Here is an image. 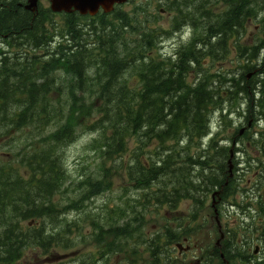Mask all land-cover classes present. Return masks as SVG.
<instances>
[{"label": "trees", "instance_id": "obj_1", "mask_svg": "<svg viewBox=\"0 0 264 264\" xmlns=\"http://www.w3.org/2000/svg\"><path fill=\"white\" fill-rule=\"evenodd\" d=\"M228 15L226 23L220 25L223 34L221 50L225 47V37H229V34L233 32L232 26L237 20L231 10ZM29 17L28 13L22 11L15 15L11 13L3 21L5 29L9 30L15 24V30H24ZM65 23L66 36H69L73 42V45L70 44L65 50L75 49L68 55H62L63 50L59 45L60 57L50 60L47 63V69L42 73L40 70L37 76L32 68L31 84L25 90H13L11 88L13 78L9 72L0 73V134L6 135L10 130L23 128L40 131L45 125L53 128L46 137L32 141L29 144V151L21 156L19 164L26 169L27 175L23 176L21 172L7 167L8 164L4 161L0 162V245L9 247L30 244L26 243L27 237L18 231L20 229L18 223L36 217L34 212L36 202L41 203L37 206L40 210L45 212L49 210L48 206L43 207L42 204L48 201L50 193L58 188V184L63 179L58 151L73 139L77 129L87 128L85 123L91 122V118L96 117L92 120L90 128H98L102 131L96 142L106 160L112 161L114 156L118 157L119 153L125 149L124 140L131 136L139 142V146L135 148L136 151L141 152L146 144L142 140L147 138L156 140L161 148L169 152L166 155H159V151H155V156L159 155L161 158L158 163L153 162L150 157L140 160L138 157L140 152L133 155L132 169H139L137 171L139 178L135 181L144 185L161 173L162 175L171 173V166L175 160L171 157V148L164 147L165 143L171 140V134H174L171 133V123L174 122L173 125H175L179 120H183L185 123L183 127L190 130L193 122L199 117L201 85L187 94H182L184 98L179 97L181 94L177 92L172 95L171 90L176 87L175 81H171V62L169 60L155 61V58L149 57L147 52L153 46L149 41L136 39L123 42L124 39H122V42L115 46L111 36L102 31L91 37L94 40L95 49L103 55L97 69L100 78L95 79L91 86L82 88L86 98L83 95L82 99H75L74 93L69 91L70 103L65 102L64 105L52 103L49 95L57 89L50 86L53 81L50 78V70L59 66V62L62 61L60 67L64 68V72L69 73L71 67L82 58L80 53L86 52L84 44L80 42H84L82 36L88 34L75 28L72 15L66 17ZM35 25L36 23L32 25L31 32L27 33L28 40L30 38L33 40L35 37ZM38 28L40 31L41 26L38 25ZM194 54L195 52L191 53L192 59ZM183 58V55L179 57L177 68L187 71L186 66L180 68L179 65ZM126 70L136 74L140 80V88H129L125 80H119ZM77 76L80 78L79 73ZM36 79H43L44 83L36 85ZM83 83L82 79L77 80L78 86ZM240 90L245 93L247 89L242 86ZM20 97L25 99L20 100ZM87 100L91 102H86ZM171 100H175L172 106ZM9 101L19 102L14 104L16 111L13 115L11 114L12 105L7 103ZM184 101L186 105L180 103ZM208 101L210 102V99ZM171 109L176 111L172 119ZM105 131H110L109 136L105 135ZM181 160L187 165L193 163L190 157L181 158ZM157 164L160 166L157 167ZM145 167L149 170L143 172ZM102 171L106 170L102 169ZM98 176L99 181L107 180L101 172ZM210 180L216 182L214 177ZM26 183L29 185H25ZM181 186L188 192L196 189L193 181ZM48 205L52 206L50 203ZM175 236L177 240L178 234ZM174 238L171 235V240Z\"/></svg>", "mask_w": 264, "mask_h": 264}, {"label": "rangeland", "instance_id": "obj_2", "mask_svg": "<svg viewBox=\"0 0 264 264\" xmlns=\"http://www.w3.org/2000/svg\"><path fill=\"white\" fill-rule=\"evenodd\" d=\"M164 0H132L128 3L124 4L120 10H122L126 14H130L131 12L135 11L137 7H142L146 9L144 14H141L138 17V20L143 21L144 17L150 20V25L155 27H160L162 29H167L170 24V20L174 17V15L171 12H165L164 7L155 8L151 5H157L159 3L160 5H163ZM148 5L150 7L148 8ZM163 10L162 14H159L158 10ZM152 17H149V16ZM59 23H61V18L57 17L55 18ZM221 28H215L213 30V35L215 36V40L218 39V33L220 32ZM126 31L130 34L131 37L136 36V32L130 30L129 28H126ZM247 32L248 30H241L239 35V41H243L247 39ZM35 33V32H34ZM31 39V38H30ZM29 39V40H30ZM162 41L165 43V51L171 52V38H164ZM234 55H236L235 52V45L234 40L226 41L225 47H223V50L218 49L216 56L212 59L208 56H203L200 58V65L204 70H209L211 72L216 71H227L230 69H234V63L232 61ZM192 77H189V80H191ZM63 80V78H62ZM58 84L62 87V82H58ZM128 85L131 87L137 86V81L135 78L130 77L128 78ZM68 89L64 88L59 91L55 90L52 91L50 94V99L53 101H66L67 103H70L71 100L68 99L64 93H67ZM183 98V96H180ZM75 99H81L80 96L75 97ZM241 107L243 108V101L240 102ZM234 123L237 122V118L234 116L233 118ZM246 124V123H245ZM216 126V124H215ZM213 132L217 129L212 128ZM48 132L47 127L44 129L43 133L46 134ZM106 135L109 136V133L106 132ZM30 136V132L28 131V135L23 137L19 134V132H14L12 137V141L16 142L20 145V149L23 147L21 145V142ZM97 136V132H86V131H80L75 136L73 141L71 143H67L65 146H63L59 150V154L62 158V167L64 170V177L61 180L62 186L59 188L57 192H54L52 194L51 200L53 201L54 205L57 207L56 212H60L62 210V207L65 206V203L68 199H75L79 195V189H78V183H82L85 180V177H91V178H98V175L100 173L99 166H101L102 163H104V166L108 169V172L105 174L107 181L111 182V189L109 191H106L95 198H93L92 202H86V207L83 208L80 211H70L68 214L65 215V218L68 222L76 223V226L80 228L82 233H87L88 231L92 230L89 220H85V216L92 217L95 221V225L98 226H104V218L106 216V212L108 208H127V210L131 213V216H129L133 221L131 222L130 226L132 227H138V235L139 239L144 234H153L155 233L153 227L155 226L156 229H159L160 227H163L165 225V220L171 221V227L174 228V225L178 226V230H180L181 234H184L186 237L190 238L188 240L191 250L187 253V259L183 260L181 255V252L179 253L178 250L174 245H172L171 249V264H188V261H191L194 263L195 261H203L204 263L210 262V263H218L216 259L210 260V255H212L213 247L215 240L218 238V227L217 223L214 218V214L212 212L210 203V195L211 191L214 187H211L210 185V179L215 176L216 171L218 173V169L209 171L205 170L201 174H198L199 167H195L191 165V175L188 171V167L184 164H174L171 166V175L162 176L164 180H161L158 178L155 182H153L152 185H150V189H147V193L145 194L146 199V206L144 208V211L142 209V205L145 202V200L138 199V203L134 204L131 202V194H144V191H141L140 193H135L133 187L129 184L128 178L126 175L125 168L127 165H131V162L133 161L131 152L135 148V143L133 139H130L126 143V150L119 153V156H114V160H106L103 155L101 154L98 144L96 142L95 137ZM209 139L203 140V147L206 148L208 144ZM176 140H174V137H171V140L165 143L164 147L171 148V153H176L177 151H180V154L182 156H185V149H192V143H189L186 137H182L181 140L178 143H174ZM10 142V141H9ZM143 142H146L145 146L142 147V154L139 155L141 160H145L148 157H151V160L159 161L160 157L153 156L154 148L158 149L160 151V144L154 139H148L143 140ZM182 148L184 150H182ZM1 153L4 154V156H0V158L7 159L14 161V149L8 146H1ZM162 152L161 154H164L165 148H161ZM247 153L249 154V157H251L253 154L252 148L250 145H247ZM25 151V150H24ZM138 153L140 151H137ZM241 161H243L242 158ZM246 159V157H245ZM19 161V160H18ZM175 161H179V158ZM109 162V164L107 163ZM111 162V163H110ZM115 165V168L112 165ZM17 164V162H15ZM214 164H216V158L214 159ZM120 165L122 166L120 168ZM160 164H157L156 166L159 167ZM252 163L250 164V167L248 165L239 164L241 168H245L247 170V175H244L246 179H252V173L255 171V167H251ZM138 175V174H137ZM134 175V178L137 176ZM188 176V178H187ZM190 176V177H189ZM190 180L193 181L194 185L196 186V189H193V191L190 190V192L187 191V189H184L181 185L187 184ZM165 182V183H162ZM248 182L245 183V185ZM125 188V189H124ZM158 189V190H157ZM175 189L176 192L173 191ZM126 190V191H124ZM160 190V191H159ZM151 191H155L156 194H159L158 200H162L160 198V195H162V192H170L171 195H176L177 193H180L182 191H185L187 196H189V199L187 198H180L179 201L176 204L177 206L174 209H169L165 204H157V206H153L150 204V194ZM237 196V195H236ZM235 196V199H236ZM136 197V196H135ZM242 197L238 195V198L236 201L238 203H244L245 197L243 198V202L240 201ZM181 202V203H180ZM141 204V205H139ZM155 213H159L157 216ZM237 214H241V212L236 211ZM145 219L144 226H140L139 223L141 219ZM60 217V216H57ZM221 215H218V221H222V228L228 229L230 226V220H225L223 217L221 218ZM128 219V216H125L123 218V223H125ZM58 219L52 220L50 223V218L45 217L43 218V223L46 225V227L50 230V226H55L57 229H61L62 225H57L56 222L61 221ZM240 223V222H239ZM249 222L247 219L244 220L243 226L247 225ZM25 225V223H23ZM238 227V223H237ZM75 229V228H71ZM176 229V228H174ZM237 229V228H236ZM48 230V233H49ZM70 230V228H69ZM73 230L69 231L67 234V238H60L59 243L62 244V246H70L68 244H74V242L70 239L73 238ZM57 233V230H55ZM225 233V232H224ZM238 231V236H239ZM53 234V232H52ZM156 234H153L155 236ZM237 238V237H236ZM226 241V237L224 238ZM264 243V239H261ZM44 242V240L42 241ZM221 241L219 242V244ZM260 245V243H257ZM185 244H183V247ZM61 247V246H60ZM264 252V249H263ZM0 255H2V252H0ZM206 256L208 257L206 259ZM237 258L231 259V264H240L236 262ZM246 264V263H242Z\"/></svg>", "mask_w": 264, "mask_h": 264}, {"label": "flooded vegetation", "instance_id": "obj_3", "mask_svg": "<svg viewBox=\"0 0 264 264\" xmlns=\"http://www.w3.org/2000/svg\"><path fill=\"white\" fill-rule=\"evenodd\" d=\"M263 3L264 0H260ZM256 4V0L254 2ZM256 6L257 12L263 11ZM22 9V8H20ZM251 33L249 63V123L253 139L264 136V22L254 25ZM185 241V239L183 240ZM0 250L19 251L0 255L8 259L0 264H171V255L160 256L149 246H61V247H0ZM188 264H200L199 262Z\"/></svg>", "mask_w": 264, "mask_h": 264}, {"label": "water", "instance_id": "obj_4", "mask_svg": "<svg viewBox=\"0 0 264 264\" xmlns=\"http://www.w3.org/2000/svg\"><path fill=\"white\" fill-rule=\"evenodd\" d=\"M36 0H31V6ZM54 11L69 12L70 8H74L81 14H94L100 7L104 11H108L113 3H120L124 0H50Z\"/></svg>", "mask_w": 264, "mask_h": 264}]
</instances>
